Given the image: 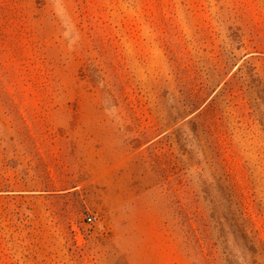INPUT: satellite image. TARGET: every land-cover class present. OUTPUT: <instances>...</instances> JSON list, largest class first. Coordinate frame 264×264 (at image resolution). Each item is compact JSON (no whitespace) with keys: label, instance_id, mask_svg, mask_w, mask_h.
<instances>
[{"label":"rangeland","instance_id":"rangeland-1","mask_svg":"<svg viewBox=\"0 0 264 264\" xmlns=\"http://www.w3.org/2000/svg\"><path fill=\"white\" fill-rule=\"evenodd\" d=\"M0 264H264V0H0Z\"/></svg>","mask_w":264,"mask_h":264},{"label":"built area","instance_id":"built-area-1","mask_svg":"<svg viewBox=\"0 0 264 264\" xmlns=\"http://www.w3.org/2000/svg\"><path fill=\"white\" fill-rule=\"evenodd\" d=\"M85 221L88 223H94L96 221V217L93 214H87L85 216Z\"/></svg>","mask_w":264,"mask_h":264}]
</instances>
